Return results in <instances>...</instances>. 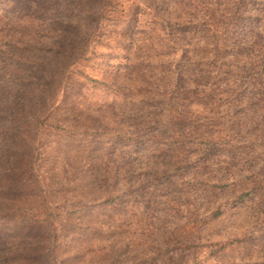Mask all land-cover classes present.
<instances>
[{
  "label": "rangeland",
  "instance_id": "rangeland-1",
  "mask_svg": "<svg viewBox=\"0 0 264 264\" xmlns=\"http://www.w3.org/2000/svg\"><path fill=\"white\" fill-rule=\"evenodd\" d=\"M0 264H264V0H0Z\"/></svg>",
  "mask_w": 264,
  "mask_h": 264
}]
</instances>
